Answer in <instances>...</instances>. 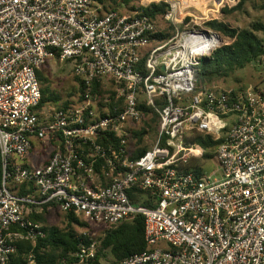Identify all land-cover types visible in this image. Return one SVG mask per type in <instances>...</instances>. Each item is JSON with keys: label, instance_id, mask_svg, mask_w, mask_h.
<instances>
[{"label": "built area", "instance_id": "1", "mask_svg": "<svg viewBox=\"0 0 264 264\" xmlns=\"http://www.w3.org/2000/svg\"><path fill=\"white\" fill-rule=\"evenodd\" d=\"M168 4L175 36L158 45L149 17L105 13L99 0H0V264H11L19 242L46 236L24 211L52 203L106 232L143 216L148 248L122 264H264V91L199 86L202 60L224 41ZM53 59L76 63L83 87L65 109L40 108L38 72ZM96 81L116 94L114 109L109 94H94ZM141 100L160 126L154 146L132 159ZM197 133L219 144L204 151ZM34 139L54 142L44 166L27 162ZM192 159L200 175L186 169ZM79 236L75 264H92L98 241Z\"/></svg>", "mask_w": 264, "mask_h": 264}, {"label": "trees", "instance_id": "2", "mask_svg": "<svg viewBox=\"0 0 264 264\" xmlns=\"http://www.w3.org/2000/svg\"><path fill=\"white\" fill-rule=\"evenodd\" d=\"M111 1V0H108ZM107 1V2H108ZM123 4L129 7L127 15L139 12L149 17L157 27V32L153 36L156 44L163 45L175 36V27L165 20V15L170 9V5L166 2L152 3L147 7H135V3L140 0H121ZM103 5V11H118L116 8L110 9L105 3L106 0H99ZM248 0H241L240 3L232 9H224V13H232L242 10ZM259 9L264 12V0H259ZM166 22L164 29H160L158 22ZM206 28L213 30L224 40H227L224 45L217 49L211 57H206L202 60L200 67L197 70L196 78L199 86H207L214 84L220 79L231 78L239 71L245 69L250 64H258L259 59L264 55V40L258 36H264V19L255 22L249 30H239L231 27L227 23L219 20H212L206 23ZM148 58V54L143 57L140 67L143 68ZM259 65V64H258ZM79 80V79H78ZM244 87V86H242ZM256 88L264 91V79L257 85ZM240 88V87H239ZM83 90L81 85L80 92ZM94 94L101 99H105L106 95L111 96V102L105 104L110 109L115 108V93L107 91L100 82L94 84ZM42 101L40 108L50 103H56L58 97L50 91L49 88H42ZM71 105V104H70ZM69 103L64 105V109L68 108ZM141 110L151 118V122L147 124L153 128L156 135L159 132L160 122L158 116L151 108L146 107L144 101L141 100ZM146 129H140L133 132L136 150L132 155L135 159L141 152L150 149L148 146L141 147L145 142ZM118 141H113V143ZM194 142L200 145L204 151L214 149L219 143L211 140L209 136L196 134ZM212 154H204L203 159L212 158ZM187 170L194 171L200 175L203 171L202 161L192 159L186 166ZM2 163L0 160V183L2 181ZM16 189H13L15 191ZM20 195L26 194V188H21ZM134 201H139L140 197L132 193L129 194ZM147 206L153 207L150 201H147ZM68 223L65 228L52 227L47 225L45 214H32L29 219L35 223H43L42 231L45 233L44 238H38L35 243L32 241H21L18 243V251L11 258V264H28V257L33 254L36 264H75V255L79 247V233L76 226L86 227L81 220L74 214L66 215ZM100 247L97 257L92 264H101V260L106 256L107 252L113 258L114 264H122L126 259L145 252L148 248L145 239V219L143 216H137L132 221L122 224L121 226L108 230L99 240Z\"/></svg>", "mask_w": 264, "mask_h": 264}, {"label": "rangeland", "instance_id": "3", "mask_svg": "<svg viewBox=\"0 0 264 264\" xmlns=\"http://www.w3.org/2000/svg\"><path fill=\"white\" fill-rule=\"evenodd\" d=\"M106 0L105 5L110 8H116L118 11L127 14L129 12V7L125 6L121 0ZM140 0L135 3V7H147L152 3L157 1L168 2V3H178L183 11H181L179 18H187L185 24L191 23V27L195 28H206V23L212 21L213 19L223 21L233 28L239 30H249L252 25L260 20L264 19V12L259 9V0H248L244 5L242 10L234 11L232 13H224V9H232L236 7L241 0ZM102 5V4H101ZM103 6V5H102ZM194 16V17H193ZM157 24L160 29H164L167 23L160 21ZM166 24V25H165ZM184 26V24H183ZM182 26V27H183ZM260 39L264 40V36L258 35ZM224 44L227 40H224ZM223 44V45H224ZM38 79L41 83L42 88H49L50 91L55 93L59 98L56 103L47 104L46 108L50 109H60L63 108L65 104H74L78 100V95L80 94L81 84L78 80L76 63L73 61L62 62L59 59H53L48 62L38 72ZM264 79V69L258 64H250L243 70L237 71L233 77L220 79L215 81V85L224 88H237L242 86L257 85ZM111 87V85H110ZM109 87V88H110ZM115 86H112V89ZM113 93V92H111ZM151 122V118L145 116L144 121L138 126L140 129H146L145 143L140 145L141 147L148 146L151 148L156 143L157 135L153 131V128L149 127L147 124ZM137 127L133 128L136 129ZM130 150L134 152L137 148L135 145V140L130 139ZM211 166L214 167V162L208 166V170H211ZM66 214L58 209L51 210L47 214L46 220L47 225L52 227L65 228L68 223ZM88 228L89 230H87ZM76 230L78 233L84 230L90 233V235L98 241V246L100 247L99 240L104 236L106 229L104 226L99 225L98 227H91L87 225L86 227L77 225ZM101 264H114L113 258L109 252L101 260Z\"/></svg>", "mask_w": 264, "mask_h": 264}, {"label": "crops", "instance_id": "4", "mask_svg": "<svg viewBox=\"0 0 264 264\" xmlns=\"http://www.w3.org/2000/svg\"><path fill=\"white\" fill-rule=\"evenodd\" d=\"M54 143V142H53ZM50 141H38L36 139L33 140V150L27 157V162L34 166H44L49 162L53 152H54V144ZM58 209L62 211L57 205L54 203L46 204L39 207H28L25 209V213L29 217L32 214L42 215L45 214L47 216L51 210ZM64 213V212H63ZM43 224V223H41Z\"/></svg>", "mask_w": 264, "mask_h": 264}, {"label": "water", "instance_id": "5", "mask_svg": "<svg viewBox=\"0 0 264 264\" xmlns=\"http://www.w3.org/2000/svg\"><path fill=\"white\" fill-rule=\"evenodd\" d=\"M144 155H145V152L141 153V154L139 155L138 158L140 159V158H142Z\"/></svg>", "mask_w": 264, "mask_h": 264}]
</instances>
